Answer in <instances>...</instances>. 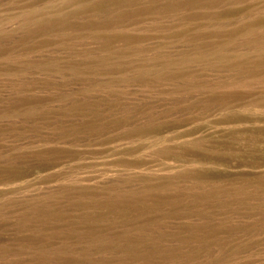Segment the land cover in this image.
Wrapping results in <instances>:
<instances>
[{
  "label": "rangeland",
  "instance_id": "374dc122",
  "mask_svg": "<svg viewBox=\"0 0 264 264\" xmlns=\"http://www.w3.org/2000/svg\"><path fill=\"white\" fill-rule=\"evenodd\" d=\"M0 264H264V0H0Z\"/></svg>",
  "mask_w": 264,
  "mask_h": 264
}]
</instances>
